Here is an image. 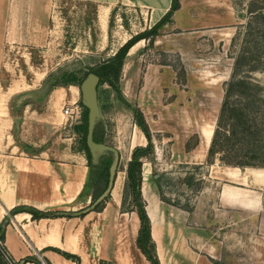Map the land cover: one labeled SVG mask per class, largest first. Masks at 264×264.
Returning a JSON list of instances; mask_svg holds the SVG:
<instances>
[{
	"label": "rangeland",
	"instance_id": "1",
	"mask_svg": "<svg viewBox=\"0 0 264 264\" xmlns=\"http://www.w3.org/2000/svg\"><path fill=\"white\" fill-rule=\"evenodd\" d=\"M7 4L0 42L4 49L0 103L6 111L0 115V132L6 138H0V150L10 141L9 152L18 146L17 151L29 156L87 161L78 149L73 117L63 114L66 105L79 104V88H51L50 83L60 71L99 64L131 35L148 28L147 7L136 0L119 3L110 12L106 8L99 12L92 0H7ZM181 4L175 18L159 27L156 35L127 52L119 80L121 97L105 83L99 87L104 142L119 152L113 192L122 195L126 168L135 156L141 161V193L146 167L149 195L162 206L188 209L195 200L198 216L207 212L224 225L227 213L214 215L211 205L216 185L205 175L210 145L205 136L213 134L216 123L221 136H230L216 143L210 156L215 162L249 161L251 165L240 166L264 167V0H181ZM240 78L250 85L240 84ZM243 111L260 124L252 152L245 151L239 129L231 132L232 119ZM138 112L148 127L147 136L136 122ZM193 148L198 157H205L198 167L187 161ZM188 172L206 186L196 199L185 182ZM92 176L88 167L85 190L91 189ZM124 206L134 208L131 197ZM251 221L230 224L237 225L242 242L257 232L255 219ZM234 253L228 252L220 264H262V258L249 251Z\"/></svg>",
	"mask_w": 264,
	"mask_h": 264
},
{
	"label": "crops",
	"instance_id": "2",
	"mask_svg": "<svg viewBox=\"0 0 264 264\" xmlns=\"http://www.w3.org/2000/svg\"><path fill=\"white\" fill-rule=\"evenodd\" d=\"M92 1L97 3L99 12L102 8L110 12L127 0ZM136 1L147 7L151 22L148 27L171 5V0ZM7 5V0H0V42L8 19ZM182 7L179 0L170 19L175 18ZM3 51L0 46V67ZM70 86L77 87L75 84ZM1 104L0 115L4 116L6 111ZM212 135L205 136L207 142L210 143ZM0 138L5 140V132H0ZM10 145L9 141L4 150H0V223L3 222L4 227L0 249H4L16 264L22 260H26L24 264H151L137 244L140 219L136 208L122 209V195L113 192L114 183L99 210L92 209L80 215L39 217L25 210L10 213L13 207L23 205L45 211H76L91 202L90 190H85L88 166L83 158L75 163L53 161L21 153L17 151L18 146L15 152H9ZM188 155L187 161L195 164L203 163L207 157L206 154L198 157L195 148ZM206 172V178L216 185L211 204L214 215L218 211L227 213L229 221L224 225L210 219L207 212L198 216L199 206L195 200L188 209L180 205L162 206L156 196L149 195L148 170L143 168L142 195L146 199L151 238L160 264H220L219 260L228 257V252L235 256L234 252L238 250L260 256L264 264V167L214 161L206 165ZM205 190V185L192 189L195 199L197 193ZM253 218L257 232H252L248 240L242 242L237 225L230 224L238 223L240 219L252 223ZM224 226L230 229H223ZM1 258L3 264L2 255Z\"/></svg>",
	"mask_w": 264,
	"mask_h": 264
},
{
	"label": "trees",
	"instance_id": "3",
	"mask_svg": "<svg viewBox=\"0 0 264 264\" xmlns=\"http://www.w3.org/2000/svg\"><path fill=\"white\" fill-rule=\"evenodd\" d=\"M179 6V0H171V5L169 9L150 27L141 30L129 38L125 40L123 44H121L112 55L107 57L106 59L102 60L99 64L86 66V68H78L75 70H63L55 74L53 77L50 87H56L59 85L68 86L70 84L79 85L81 79L89 72L94 71L99 76V82L97 84V89L102 84H107L114 89L116 95L121 97V89L119 87V80L120 74L123 68L124 58L130 50L129 48L133 47L141 38L152 37L158 33V28L161 27L166 21H168L176 8ZM140 39V40H139ZM137 41V42H136ZM240 84H244L248 87L250 82L244 78H240L237 80ZM244 92V90H240ZM227 96L224 98L226 99ZM79 105L81 106L80 110V117L77 122L72 124L73 131L77 135V145L78 149L82 150L87 158V166L90 168L91 171L94 172V176H92V181L90 184V193H91V202L95 200V198L105 189L108 181V174H109V166L112 161L111 155H103L99 159L98 163L92 164L90 161V152L86 143V133H87V118L86 108L82 105L80 99L78 101ZM247 104V100H246ZM224 106V104H223ZM222 108V105H221ZM248 114L243 111L240 112L237 117L233 118L231 122V132L235 133L236 129H239L241 132L242 137H244V142L246 143V150L245 151H255L256 147H253V143H255L256 136L258 134L259 126L258 122L251 121L248 119ZM137 124L140 128L144 131L147 136L148 127L144 118L142 117L141 113L138 112V117L136 120ZM217 126L214 129L212 139L210 141V145L207 152L206 163L210 164L213 163L214 160L210 158V156L214 155L215 145L216 143L225 137V139H229L230 136L226 134H220L219 125L216 123ZM254 127V128H252ZM252 128V129H251ZM93 139L95 141L101 142L105 140V123L101 120L94 128L93 131ZM149 145V144H148ZM227 164H248L251 165L252 162L249 161H237V162H225ZM201 164H196L195 167H198ZM141 161L136 158L135 156L128 162V166L126 168L127 179L124 182L122 197H121V206L124 208L125 204L128 202L129 198L132 199V204L135 206L136 211L138 213L140 219V228L138 230L137 235V244L142 250V252L146 255V257L150 260L151 264H160L154 247V242L151 238L150 232V218L147 214L145 208V202L142 197L141 193ZM185 182L188 186L192 189L196 190L199 189L202 185V178L195 177L194 173L188 172L185 176ZM109 195V194H108ZM107 195V196H108ZM104 203V200L98 203L94 210H99ZM132 206L126 207V210H132ZM19 210H25L32 214L34 217L39 216H47V212L45 210H40L34 206L23 205V206H15L10 210V213H14ZM84 214V213H81ZM4 235V227L3 222L0 223V238ZM68 255V253H64ZM26 260H22L18 264H24ZM0 264H2V258L0 253Z\"/></svg>",
	"mask_w": 264,
	"mask_h": 264
},
{
	"label": "water",
	"instance_id": "4",
	"mask_svg": "<svg viewBox=\"0 0 264 264\" xmlns=\"http://www.w3.org/2000/svg\"><path fill=\"white\" fill-rule=\"evenodd\" d=\"M98 82L99 76L94 71H89L79 82L78 88L80 91V101L87 110L86 143L90 152V161L92 164H96L98 163L101 156H112V161L109 166L107 185L105 189L95 198V200L90 202L88 206L76 211L50 210L47 212V216L80 215L81 213L88 212L89 210L94 209V207L98 203H100L107 197L113 186L116 176L117 165L119 162V152L114 146L107 144L104 141L98 142L93 139L94 128L102 120V115L98 102Z\"/></svg>",
	"mask_w": 264,
	"mask_h": 264
},
{
	"label": "built area",
	"instance_id": "5",
	"mask_svg": "<svg viewBox=\"0 0 264 264\" xmlns=\"http://www.w3.org/2000/svg\"><path fill=\"white\" fill-rule=\"evenodd\" d=\"M81 106L79 104H75L74 106L66 105L63 114L69 117H73L74 122H77L80 117ZM1 255L3 257V264H16L14 259L4 250L0 249Z\"/></svg>",
	"mask_w": 264,
	"mask_h": 264
}]
</instances>
